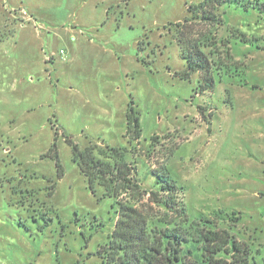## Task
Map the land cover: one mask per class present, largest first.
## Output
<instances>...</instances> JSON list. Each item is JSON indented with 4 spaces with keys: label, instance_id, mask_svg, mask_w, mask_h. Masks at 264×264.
Returning a JSON list of instances; mask_svg holds the SVG:
<instances>
[{
    "label": "rangeland",
    "instance_id": "374dc122",
    "mask_svg": "<svg viewBox=\"0 0 264 264\" xmlns=\"http://www.w3.org/2000/svg\"><path fill=\"white\" fill-rule=\"evenodd\" d=\"M242 1L214 29L236 64L201 94L198 73L176 76L187 61L174 39L201 0H0V264H103L114 200L93 192L67 139L126 148L148 191L166 171L190 219H216L263 263L264 0Z\"/></svg>",
    "mask_w": 264,
    "mask_h": 264
},
{
    "label": "trees",
    "instance_id": "16d2710c",
    "mask_svg": "<svg viewBox=\"0 0 264 264\" xmlns=\"http://www.w3.org/2000/svg\"><path fill=\"white\" fill-rule=\"evenodd\" d=\"M237 1L243 2L201 0L190 5V18L176 24L174 39L187 61L186 68L176 72V76L187 80L198 73L201 94L214 89L215 71L232 63L229 37L219 39L214 29H221L224 24L221 8ZM231 32L233 37L242 38L235 30ZM126 119L129 142H139L142 128L133 103ZM67 143L93 192L102 187L105 197L114 200L115 229L110 243L98 253L103 264H252L250 245L229 229L221 228L216 219L188 217L179 200L182 190L166 171L153 173L158 189L148 191L134 179L136 169L126 159V148L92 146L81 151L71 139ZM57 166L62 176L59 160ZM230 221L236 222L238 218L232 216Z\"/></svg>",
    "mask_w": 264,
    "mask_h": 264
},
{
    "label": "crops",
    "instance_id": "0c3cea01",
    "mask_svg": "<svg viewBox=\"0 0 264 264\" xmlns=\"http://www.w3.org/2000/svg\"><path fill=\"white\" fill-rule=\"evenodd\" d=\"M233 64H236V63H234V62H233L232 64L230 63V66H232ZM199 108H202V109H204V107H203V106H199ZM198 119H199V120H201V117L199 116V118H198Z\"/></svg>",
    "mask_w": 264,
    "mask_h": 264
},
{
    "label": "built area",
    "instance_id": "2783aa9c",
    "mask_svg": "<svg viewBox=\"0 0 264 264\" xmlns=\"http://www.w3.org/2000/svg\"><path fill=\"white\" fill-rule=\"evenodd\" d=\"M61 55H65V52H64V51H62V52H61Z\"/></svg>",
    "mask_w": 264,
    "mask_h": 264
}]
</instances>
